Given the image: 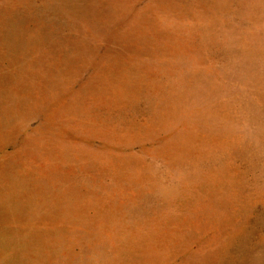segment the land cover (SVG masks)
<instances>
[{
    "label": "rangeland",
    "instance_id": "rangeland-1",
    "mask_svg": "<svg viewBox=\"0 0 264 264\" xmlns=\"http://www.w3.org/2000/svg\"><path fill=\"white\" fill-rule=\"evenodd\" d=\"M0 264H264V0H0Z\"/></svg>",
    "mask_w": 264,
    "mask_h": 264
}]
</instances>
